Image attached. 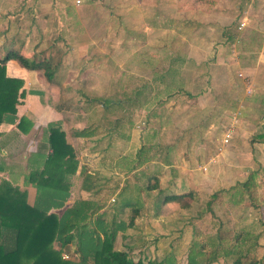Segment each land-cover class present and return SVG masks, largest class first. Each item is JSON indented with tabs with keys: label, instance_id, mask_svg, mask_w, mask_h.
<instances>
[{
	"label": "rangeland",
	"instance_id": "1",
	"mask_svg": "<svg viewBox=\"0 0 264 264\" xmlns=\"http://www.w3.org/2000/svg\"><path fill=\"white\" fill-rule=\"evenodd\" d=\"M2 1L0 44L6 45L11 35H3L6 22L2 16L15 8L8 0ZM62 2H65L64 7L69 4L71 9L57 11L53 24L43 27L40 23L35 24L34 19L29 23L27 16L16 21L18 24L10 26L7 32L11 29V34L16 31L20 39L28 37L32 42L38 41L43 52L34 60L51 59L53 65L60 64V68L67 69L68 84L64 88L68 90L46 92V98L52 99L53 106L79 107L77 103L83 100L82 94L124 102L125 110L115 115L121 117L123 129L118 133L126 140L119 139L118 134H109L107 140L105 130L91 136V144L82 139L74 140L78 164L88 168L99 165L94 155L101 149L109 158L131 155L143 142L142 147H155L156 153L147 155L152 159L136 173L139 186L151 185L153 180L147 177L156 174L161 188L169 180V172L171 175L177 172L191 178L190 190L199 199L198 203H190L186 210H180L177 204L165 205L155 220L145 216L152 213L143 190H139L136 201L142 205L140 210L144 215L136 223L142 226L143 244H138L137 248L132 241L135 247L126 249L122 244L126 240H121L117 233L114 249L126 251L132 261L149 260L160 264L167 258L164 264H187L192 244L202 246L204 255L208 254L214 249L207 243V237L220 233L224 240L221 250H225L234 244V236L243 231L255 240H248L241 247L240 252L245 255L242 262L246 259L264 261V184L257 185L259 178L256 175L252 200L246 199L240 206H233L229 201L230 194L234 193L231 188L245 182L252 172L264 168V146L260 137L264 135V53L256 50L257 38H264V0H207L202 5L193 0ZM240 23L242 27L238 29ZM1 39L4 40L1 42ZM261 43L259 41V45ZM5 52L6 49L0 56ZM67 52L70 55L61 58ZM166 68H178L180 73H162L161 76L159 73ZM189 85H193L191 93L207 85L209 97L223 103L218 109H211L214 115H205L206 120L192 118L188 128L182 117L171 116L174 108L170 103L190 101L185 92L175 91L179 86L188 88ZM179 108L182 112L185 107ZM40 116L47 118L45 114ZM227 128L232 137L228 144L222 145L221 138ZM39 134L38 131L36 136ZM97 136L102 139L97 144L98 149L93 141ZM189 141L206 142L209 154L201 159L194 155L190 158L189 149L186 151ZM106 142H109L108 147ZM22 146L24 144L18 148ZM16 150L17 147L10 149L12 155H0V166L5 169L0 172V178L26 190L27 201L31 203L35 196L22 185V174L40 168L42 161L35 154L26 158L22 151L15 155ZM120 161L124 168L130 164L126 158ZM184 164L191 167L187 173ZM260 173L264 175L261 170ZM119 178L116 176L108 183L100 179L97 183L100 189L95 194H81L96 205L88 220L90 224L101 215L105 227L108 226L111 207L117 203L119 192L123 190L122 195L127 193L129 197L136 192L131 188H120ZM131 179L130 176L127 180ZM78 186L77 180L71 190L73 198L80 195ZM212 194H216L213 200ZM127 232H130L129 236H138L133 229ZM73 251L74 246L67 245L61 256L74 259ZM215 253L221 255V251ZM204 258L201 264H204ZM233 259L234 255L229 253L227 258L219 256L210 264H231Z\"/></svg>",
	"mask_w": 264,
	"mask_h": 264
},
{
	"label": "trees",
	"instance_id": "2",
	"mask_svg": "<svg viewBox=\"0 0 264 264\" xmlns=\"http://www.w3.org/2000/svg\"><path fill=\"white\" fill-rule=\"evenodd\" d=\"M193 1L199 5L207 3V0ZM8 61H15L20 67L29 71H40L47 82L52 80L54 68L57 66L52 64L51 59L29 60L13 50H8L0 57V125L15 123L16 106L25 97V91L22 89L23 81L5 75V64ZM28 94L41 96L37 91H28ZM82 98L83 100L77 103L79 107L54 106L57 111H72L84 121L85 127L78 132L74 131L72 134L74 137H89L105 130L107 136L118 134L119 139H126L122 133H118L123 125L121 117L115 115L118 111L125 110L124 102L109 98H90L83 94ZM31 127L32 123L24 117L19 118L15 124L17 131L22 134H26ZM42 135L40 148L46 149L47 153L35 154L41 158V167L29 171L22 178L23 186H30L35 190L34 202L28 204L25 190H20L8 180L0 178V264H156L149 260L132 261L126 251L114 249L116 234H124L126 230L131 229L142 208L136 199L122 198L123 190L118 194L119 201L112 204V214L106 227L101 215L90 224L88 220L96 205L87 199L75 200L69 207L64 208L59 216L50 212L65 206L78 162L72 147L66 143L65 133L59 122L47 124ZM260 137L264 146V135ZM151 153H156L155 147L139 148L133 155L128 171H133L151 160L152 156L147 158ZM2 170L0 166V172ZM260 170L264 173V168H260L252 172L245 182L230 189L234 190L229 200L233 206L243 205L246 199L252 200L256 175L259 178L257 185L264 184V175ZM79 176L82 177L81 191L93 194L98 191V185L90 181L92 176L90 177L84 170L79 172ZM147 178L152 179L153 183L138 187L134 191L143 190L144 197L149 199L148 207L152 211V218L159 217L163 206L167 204H177L180 210H186L190 203L199 202L197 195L192 191L163 193L157 184L159 176L157 177L156 174H151ZM153 191L155 194H150ZM215 198L216 194H212L211 200ZM210 201L206 203L207 207ZM124 210L129 212L126 220L122 218ZM248 240L253 241L255 237L248 232L239 231L234 236V244L228 249L221 250L223 237L220 233H215L207 237V243L214 250L205 254V257L202 246L192 244V248L188 250L187 264H201L204 257V264H210L219 256L227 258L229 253L234 255L231 264H264V261L257 259H246L242 262L245 255L241 254L240 249ZM55 244L57 249L54 248ZM67 245L74 246V259L61 258V252ZM214 251H221V255L214 254ZM166 260L167 258L162 259L159 263L164 264Z\"/></svg>",
	"mask_w": 264,
	"mask_h": 264
},
{
	"label": "crops",
	"instance_id": "3",
	"mask_svg": "<svg viewBox=\"0 0 264 264\" xmlns=\"http://www.w3.org/2000/svg\"><path fill=\"white\" fill-rule=\"evenodd\" d=\"M62 1H66V0H21L19 2H16V0H8V3L10 5L13 4V8H15V9L10 11L9 13L5 12V14H3L4 16H2L3 20L6 22V24H5L6 28L4 29L5 33L3 35H7V36L11 35V36L8 38V42H7L8 44H6V45L4 44V42H2L4 39H1L2 44H0V53L4 52V50L6 49V52L8 50H13V51L17 52L18 54L22 55L23 57L26 56L25 58H27V59L29 58L30 60H34V58L40 57V55L42 54L43 51L40 49V44L38 45V41L32 42V39H29L28 37H23L22 39H20L15 34L16 31H14V34H11L13 31L11 32V29H9L10 31L8 30V32H7V29L10 26H12L13 24H18V23H16V21L22 20L23 18H26L27 16H29V23H32V20L34 19L35 24L40 23L43 27L49 26L50 23L53 24V22L56 21V19H57V14H56L57 11L64 10L66 12V11H69V9H71V8H69L70 7L69 4H67L68 7L67 6L64 7L63 4H65V2H62ZM10 2H13V3H10ZM157 7H158V5H157ZM0 8H4V1H2V0H0ZM25 14H27V15H25ZM141 19H142V17H141ZM10 21H12L13 23H11ZM43 35H45V34H43ZM259 41H262V43L260 45H259ZM257 42H258V44H257L256 50L264 53V38L263 39L257 38ZM241 43H243V41L240 42V44ZM51 44H54V43L51 42ZM27 51H29V52H27ZM72 52L75 53L74 49L72 50ZM65 55L69 56L70 54L68 52L66 54H62L61 58H63ZM2 56L3 55H1L0 57H2ZM207 64H209V63H207ZM60 67H61V65L59 64L54 68L55 69L54 70V76H53L51 81L47 82L43 78L42 73L40 71L26 70V69L20 67L15 61H8L5 64V75H6V77L18 78V79H21L23 81L22 89L25 91V97L22 100H20L19 105L16 106V115H15L16 119L18 120L19 118L24 117L26 120H28L32 123V127L27 131L26 134H22V133H19L17 131V129L15 128V124L17 123V120L15 121V123L13 125H0V155L6 154V153L11 154L10 149H14L15 147H17V150L15 151L16 152L15 155L20 153L18 151H22V154L26 155V158H27V156L32 155V154H37V153L46 154L47 153L46 149L40 148L41 141L43 140L42 131L47 124L54 123V122L60 123L61 128L65 133L66 143L72 147L77 162H78V157L76 156L77 155L76 154V147H74L73 141L78 140V139H82V140L88 141L91 144V142H90L91 141V135L89 137H74L72 135L74 131L78 132L85 127L84 121H81L82 119H79L78 116L72 111H68V110L67 111H63V110L57 111V110H55L54 106L51 104L53 102L52 99L49 97L46 98L47 90L56 89V91H57V90H60L62 88L65 90H68V89L64 88V86H66V83H67V74H68V72L66 71L67 69L65 70L64 67L63 68H60ZM162 73H163V75H165V73L166 74L171 73L173 75V74H179L180 71L178 68H174V69L166 68L164 71H162L159 74L162 76ZM178 78L181 79L180 76ZM183 81H184V79H183ZM192 88H193V85L192 86L189 85L188 88H186L185 86H182V87L179 86V87L175 88L177 90L180 89L181 92H185L184 94L186 95V98H189L190 101L188 100L187 102L185 101L182 103V102H179V100H177V101L175 100V101L170 103L171 105H173L174 109L173 110L169 109V110H172L171 116L173 115V117H178V118L182 117L184 124L187 122L186 126L188 128L190 127L189 121L192 118H194V117L203 118L207 114L208 115H214L212 113L213 111L211 109H213V108L218 109L219 105L221 106L223 103L222 101H220L218 99L215 100V99H211L209 97V88H207V85H205L204 87H200L196 93H191ZM28 91L40 92L41 96L39 97L37 95L28 94ZM192 98H194V99H192ZM35 102H36V105H33ZM68 106H71V105H68ZM180 106L185 107L182 112L179 108ZM220 113L223 114L224 113L223 110H220ZM263 113H264V111H263ZM42 114H45V116H47V118L41 119L40 115H42ZM80 114H82V113L80 112ZM209 118H210V116H209ZM203 119L206 120L207 118L206 119L203 118ZM263 122H264V120H263ZM80 124H82V126H80ZM65 126H67V128H65ZM38 131L40 134L37 137L36 133ZM207 133H209V131H207ZM131 135H133V133ZM106 137L108 140V136H106ZM140 139H142V138H140ZM187 139H190V138H187ZM97 140H99L98 136L93 140L95 147H97V144L100 143V141L102 139H100V141H97ZM200 140L201 139H199V141ZM22 144H24V146H22V148L21 147L18 148V145L21 146ZM107 144H106V147H108ZM142 146H143V142H140V145L137 146L136 150H134V152L131 155H124L123 154L125 157L121 154V156H123V157L114 156V157L109 158V157L105 156V154H104L105 152L104 153L102 152L103 149H101L100 151L97 150V154H95L94 156L97 157L95 159V162L99 163V165L95 164L94 167L88 168V166L86 167L85 165H79L78 164L76 172H75V176L71 180V183H72L71 190L75 186V182L77 180L79 181L77 193L80 195L76 198H73L74 196H72L73 194L70 190V195L68 197L67 202L65 203V206L62 208V210L60 212H58V210H56V211L53 210L50 212L59 216L62 213L64 208L69 207L77 199H87V200L92 201L90 198H83L81 196L82 193L89 194V192L87 193V192L80 190L82 177L79 176V172L81 170H84L86 172V174L90 175V177L93 175L92 179L90 178V181L92 180V182L93 183L95 182L96 185H98L97 183L100 179H104V182L108 183V182L116 179V176H117L118 178L120 177L119 179H121L120 180V186H119L120 188L125 187L126 190L129 188L136 190L138 187H140L139 186L140 183H138V180H137L138 174H136V173L142 168L138 167L137 169H135L133 171H128V169L131 166V160L133 159L134 153L139 148H141ZM97 149H98V147H97ZM188 149L190 152L187 154H189L190 158L192 155H194L197 158H200V157L202 158V157H204V155H208L210 152L206 142H204V143H201V142L196 143V141H195V143L190 142V141L186 142V151ZM90 152H91V148H90ZM26 158H25V160H26ZM124 158H126V160L130 163L129 166L126 168L122 167V163L120 161L121 159H124ZM165 167H171V166L165 165ZM184 167H186V168H183L185 172L187 171L188 168H191V167L187 166V164H184ZM2 169H3L2 171L5 170L3 167H2ZM24 174H26V173L22 174V178H23ZM130 176L132 177V179L129 181L127 179H129ZM189 179H191V178H189L188 175H181L180 176L177 172H172V175H171V173L169 172V180H167L166 184H163V187H161V190L163 193H182V192L191 191L190 186H189L191 182L189 181ZM178 182H179V184H178ZM14 186H16V185H14ZM16 187H18V186H16ZM27 188H29L30 191L33 192L34 196H35V190L30 186H27ZM107 188L108 187H106L105 189H107ZM99 189H100V187L98 186L97 190H99ZM178 191H180V192H178ZM27 193L28 192L26 191V194ZM131 195L132 196L129 197L126 193L125 196L122 195V198H124V199L130 198L132 200H135L137 198L136 196L139 195V193L136 191V192H134V194H131ZM86 196H89V195H86ZM26 200H27V196H26ZM145 200L149 202V200H147V198H145ZM117 201H119V199ZM27 203H28V201H27ZM31 203H33V202H31ZM31 203H28V204H31ZM93 203L95 204V202H93ZM151 213H152V211H151ZM111 214H112V212H111ZM111 214H109V215L111 216ZM127 215H129V212L127 210H124L122 218L126 219L128 217ZM143 215L144 214H142V211L140 210L138 215L136 216V218L134 220L135 221L134 226L131 228L135 231L136 234H138V236H136V237L129 236V235H131L130 232L132 231L131 230L128 233L127 231L129 229L124 234L119 233L121 236L120 239L126 240V242L123 241L124 243H122L124 248L128 249L129 246L132 248H134L136 246L138 248V244L139 245L143 244L142 234L144 232L141 231L142 226H138V224H137L139 222L138 221L139 218L141 219L143 217ZM145 216H147L151 219H155V218H152V215L146 214ZM158 218L159 217H157L156 219H158ZM136 221H137V223H136ZM132 241H135V246H133L134 243H132ZM152 245H153V242H152ZM54 248L55 249L58 248L56 244L54 245Z\"/></svg>",
	"mask_w": 264,
	"mask_h": 264
},
{
	"label": "built area",
	"instance_id": "4",
	"mask_svg": "<svg viewBox=\"0 0 264 264\" xmlns=\"http://www.w3.org/2000/svg\"><path fill=\"white\" fill-rule=\"evenodd\" d=\"M77 2H78V1H76V3H77ZM241 27H242V24L240 23L238 29H240ZM231 137H232V132H231L230 128H227V129L225 130V132L223 133V135H222V138H221V144H222V145H226V144H228V142L230 141ZM61 258H62L63 260H68L66 255L61 256Z\"/></svg>",
	"mask_w": 264,
	"mask_h": 264
}]
</instances>
